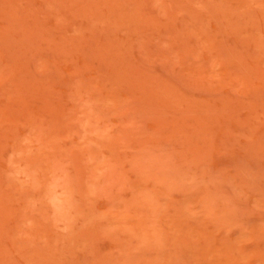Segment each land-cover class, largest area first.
I'll use <instances>...</instances> for the list:
<instances>
[{"label": "rangeland", "instance_id": "obj_1", "mask_svg": "<svg viewBox=\"0 0 264 264\" xmlns=\"http://www.w3.org/2000/svg\"><path fill=\"white\" fill-rule=\"evenodd\" d=\"M0 264H264V0H0Z\"/></svg>", "mask_w": 264, "mask_h": 264}]
</instances>
